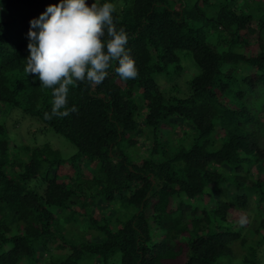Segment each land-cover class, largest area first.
<instances>
[{"label": "trees", "instance_id": "obj_1", "mask_svg": "<svg viewBox=\"0 0 264 264\" xmlns=\"http://www.w3.org/2000/svg\"><path fill=\"white\" fill-rule=\"evenodd\" d=\"M80 4L5 0L28 39L0 36V106L76 153L18 145L0 120V264H262L264 0ZM179 51L199 68L185 98L155 79ZM137 136L145 155L119 149Z\"/></svg>", "mask_w": 264, "mask_h": 264}, {"label": "rangeland", "instance_id": "obj_2", "mask_svg": "<svg viewBox=\"0 0 264 264\" xmlns=\"http://www.w3.org/2000/svg\"><path fill=\"white\" fill-rule=\"evenodd\" d=\"M196 0H187V5L193 4ZM214 1V0H212ZM90 0H79L80 6L85 8L89 4ZM192 2V3H191ZM171 7H175L174 3L170 4ZM205 11L206 8L204 7ZM8 13L5 6V0H0V22H4L9 19V23L5 25L0 24V36H7L12 42L16 43L19 40L27 41V37L21 32L20 25L8 17ZM207 16H210L207 12ZM199 24H195L194 27H198ZM204 30L210 34L213 29L209 26H203ZM178 55L180 57V64L182 70L177 73L170 71L167 75H156L155 79L160 86L161 91L165 96H173L177 98H185L190 93V80L199 72V68L194 63L191 54L187 51H179ZM264 98V92H262ZM256 100L259 102L260 97L257 96ZM3 110V114L1 113ZM0 120L5 124L8 135L10 139L16 144H28V145H39L43 143H49L52 147L59 149L64 157H68L71 154L76 153V147L64 136L59 133L54 132L51 128L45 127L41 121L29 114L24 113L18 107L9 108L6 105L0 106ZM179 127L181 123L179 121L174 122ZM170 129V128H169ZM164 130L161 133L169 132ZM12 137V138H11ZM138 144L136 147H128L126 143L119 144V149L123 151L126 155L142 156L147 153L149 149V144L147 141L143 140L142 137L137 136ZM152 202V201H151ZM255 210V209H254ZM252 209L249 212L250 217L256 216ZM147 214L151 215V208L147 209ZM75 230V237L83 236L84 230L82 227H87V222H78L73 225ZM260 254L259 259L262 264H264V244L259 248ZM59 252V251H56ZM240 252L236 251V256H233L231 262L228 264H245L241 262L242 256H239ZM224 260V258L222 259ZM109 264H120V254L116 253L110 259Z\"/></svg>", "mask_w": 264, "mask_h": 264}]
</instances>
